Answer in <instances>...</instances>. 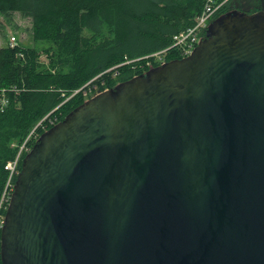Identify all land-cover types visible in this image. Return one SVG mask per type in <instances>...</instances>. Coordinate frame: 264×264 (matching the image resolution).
Wrapping results in <instances>:
<instances>
[{"label":"water","instance_id":"1","mask_svg":"<svg viewBox=\"0 0 264 264\" xmlns=\"http://www.w3.org/2000/svg\"><path fill=\"white\" fill-rule=\"evenodd\" d=\"M3 264H264V10L99 92L26 154Z\"/></svg>","mask_w":264,"mask_h":264},{"label":"trees","instance_id":"2","mask_svg":"<svg viewBox=\"0 0 264 264\" xmlns=\"http://www.w3.org/2000/svg\"><path fill=\"white\" fill-rule=\"evenodd\" d=\"M206 1L0 0V14L21 13L32 19L33 39L42 44L0 48V264L1 224L12 194L4 200L10 179L6 165L17 158L26 140L31 150L43 133L97 92L146 73L148 63L158 66L153 55L195 24ZM233 1L228 0L216 18L231 11ZM257 4L264 10V0ZM166 58L182 56L172 49Z\"/></svg>","mask_w":264,"mask_h":264},{"label":"built area","instance_id":"3","mask_svg":"<svg viewBox=\"0 0 264 264\" xmlns=\"http://www.w3.org/2000/svg\"><path fill=\"white\" fill-rule=\"evenodd\" d=\"M227 2L228 0H207L202 13L198 15V17L196 18L195 24L176 34L173 38V43L168 48L155 53L153 55V57L155 58V62L158 63L159 65L168 62L166 55L172 49L178 50L182 58L190 56L197 48V46L200 44V42L207 36V31L210 24L215 20L216 15L225 6ZM14 46H16L15 37L12 38V42H11V47ZM148 66L154 68V65L152 63H148ZM99 92H97V94ZM51 123L53 124L54 122L51 121ZM26 143L27 140L22 145L17 158L14 161L9 162L5 167L6 170L10 172V179L7 184L6 193H5L6 196L4 195V200L5 197H7V195L11 193L13 194L14 192L15 184L13 183L12 179L14 175L19 174L18 167L20 164L22 154L24 153V151H26L27 153L30 151V149L26 148ZM12 194L10 197H12ZM3 224H4V220H2L1 225L3 226Z\"/></svg>","mask_w":264,"mask_h":264},{"label":"rangeland","instance_id":"4","mask_svg":"<svg viewBox=\"0 0 264 264\" xmlns=\"http://www.w3.org/2000/svg\"><path fill=\"white\" fill-rule=\"evenodd\" d=\"M258 1L259 0H234L231 3V11L246 13H251V11H255V9L256 12L263 11V5L257 4ZM32 26V19L23 16L21 13H13L10 16L0 14V48L7 45L11 46L13 37L16 38V44H21L24 47L37 46L41 48L42 44L36 43L33 39ZM40 58L42 61H47L45 54H42Z\"/></svg>","mask_w":264,"mask_h":264},{"label":"bare ground","instance_id":"5","mask_svg":"<svg viewBox=\"0 0 264 264\" xmlns=\"http://www.w3.org/2000/svg\"><path fill=\"white\" fill-rule=\"evenodd\" d=\"M44 126V125H43ZM26 156V155H25ZM22 160V159H21Z\"/></svg>","mask_w":264,"mask_h":264}]
</instances>
